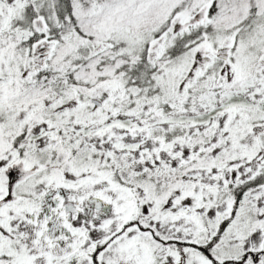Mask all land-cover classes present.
I'll return each instance as SVG.
<instances>
[{
  "label": "snow or ice",
  "instance_id": "obj_1",
  "mask_svg": "<svg viewBox=\"0 0 264 264\" xmlns=\"http://www.w3.org/2000/svg\"><path fill=\"white\" fill-rule=\"evenodd\" d=\"M0 264H264V0H0Z\"/></svg>",
  "mask_w": 264,
  "mask_h": 264
}]
</instances>
